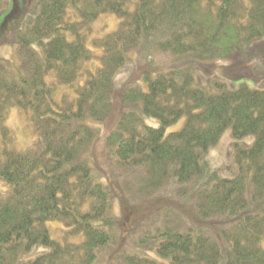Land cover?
<instances>
[{
	"label": "trees",
	"instance_id": "16d2710c",
	"mask_svg": "<svg viewBox=\"0 0 264 264\" xmlns=\"http://www.w3.org/2000/svg\"><path fill=\"white\" fill-rule=\"evenodd\" d=\"M8 6L0 0V49L14 50L0 56V180L11 186L0 194V264H264V90L217 83L210 92L194 67L262 39L264 0H16L1 18ZM106 14L118 28L91 50ZM166 54L170 70L154 58ZM134 55L147 64V90L117 84ZM116 99L120 117L101 138ZM12 109L38 138L30 150L14 146ZM228 129L233 179L205 159ZM132 180L143 202L175 189L180 206L166 208L160 228L137 225L125 248L128 227L114 210L133 213L122 193Z\"/></svg>",
	"mask_w": 264,
	"mask_h": 264
},
{
	"label": "rangeland",
	"instance_id": "374dc122",
	"mask_svg": "<svg viewBox=\"0 0 264 264\" xmlns=\"http://www.w3.org/2000/svg\"><path fill=\"white\" fill-rule=\"evenodd\" d=\"M8 1L9 6L1 18L9 13L15 6L16 0ZM118 25L119 20L114 14L102 15L92 25V32L88 36V47L93 50L92 41L116 31ZM13 51V48L8 46V44L3 45L0 49V56L12 58L14 54ZM154 58H156L157 64L162 65L163 70H170L173 68V66H170L172 62L167 54ZM182 63L184 64V62ZM194 64L196 65L194 66L196 84L210 92L215 90V85L217 83L226 85L229 90L238 89L242 85H246L251 90H264V37L255 42L244 53H236L229 59L220 61L205 60ZM146 66L147 64L145 62L140 61L138 56L134 55L132 69L129 70L127 74H124L118 80L117 84L122 85L124 82L132 81L140 84L147 90L146 84L141 79L142 73L146 71ZM125 71L126 69H124L122 73ZM116 95L118 96L119 92L116 93ZM115 106L116 113L110 121L109 126L100 127L102 131L101 138H104L112 130L113 125L117 123L120 117L121 110L117 99L115 101ZM185 123L186 118L183 117L177 123L166 129V135L181 131ZM6 125L12 131L14 146L18 151H27L35 146L38 138L33 132L28 118L24 113L20 112L19 109H12L10 111ZM147 125L159 128L161 123L157 119H151L147 122ZM235 142L236 140L233 137L232 129H228L219 143L212 147L205 157L206 161L216 169L223 179H233L239 173L234 154ZM240 142L247 147H252L255 142V137H247ZM130 187L132 189H124L122 193L126 204L133 205V209H131V211L134 210L133 213L126 211L124 214H121V208L118 203L115 205L114 210L116 214L121 216L122 224H126L128 227L127 232L120 239V243L123 242L126 244L125 248L134 247L136 245L135 236L141 234L145 228L151 231L164 226L167 209L172 207L179 208L180 206L179 202L176 200V197L179 196L176 194V191H174L175 189L162 191L155 197L143 202L145 200L137 194V180H132L130 182ZM10 189L11 186L9 184L0 180V194H6ZM137 225L142 226L144 229L140 228L134 230ZM57 227V225L53 226L51 224L53 237L58 236V234L53 231V229Z\"/></svg>",
	"mask_w": 264,
	"mask_h": 264
}]
</instances>
